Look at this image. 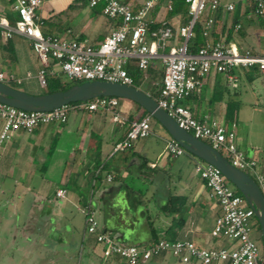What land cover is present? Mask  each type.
Wrapping results in <instances>:
<instances>
[{
	"label": "crops",
	"instance_id": "obj_1",
	"mask_svg": "<svg viewBox=\"0 0 264 264\" xmlns=\"http://www.w3.org/2000/svg\"><path fill=\"white\" fill-rule=\"evenodd\" d=\"M43 1L39 13L46 35L98 46L118 26L116 20L104 15L102 4L91 7L89 0ZM143 1L123 0L135 10ZM220 1L235 3L245 19L239 23L244 30L230 36L223 31L230 20L224 16L218 21L214 28L218 42L236 44L242 51L250 50L264 56V28L256 23V16L250 15L244 3L247 0ZM168 2L170 0H162L152 11L151 18L166 19L177 31L181 21L169 16ZM12 4L13 0H0V18L10 22L19 18ZM211 31L206 37H210ZM178 43L173 42L174 45ZM158 64L162 69V61L156 60L143 74L140 88L149 95L151 88L157 85ZM42 68V62L24 36L15 35L0 42V72L21 79L20 84H6L30 95L46 94V88L38 80ZM49 69L61 74L54 66ZM246 71L244 67L234 70L238 78L236 88L230 86L224 75L213 72L204 81L202 91L185 100L187 106L197 118L208 115L228 124L235 122L238 130L237 110L243 104L239 100L241 85H254L258 81L264 87V72L251 75L250 79ZM231 88L236 90L234 95L222 93ZM216 94L224 97L217 101ZM125 101L120 99L115 111L128 122L139 120L143 108L137 109L134 102ZM124 107L131 113L124 112ZM229 107L233 108V113ZM72 113V119L70 113L65 124L39 125L32 133L19 130L0 147V264H127L119 257L108 260L102 257L96 236L87 232L84 208L92 210L101 230L121 244L147 246L155 243L152 224L157 239L190 240L201 248L236 247L232 240L212 235L221 208L210 198L204 180L195 172L199 158L188 152L178 158L170 157L165 152L170 139L168 133L161 134L162 149H154L145 139L116 153L114 147L124 138L126 125L113 118L108 122L105 115L110 112L107 111ZM2 129L0 120V134ZM152 130L154 135L155 120ZM237 130L238 146L257 161L264 175V140L260 144L247 137L250 148H246V137ZM65 134L67 141H72L69 145L64 143ZM55 174H60L59 179ZM109 176L112 181H108ZM132 187L143 194L141 201L137 195H132ZM60 189L67 191L65 198L57 197ZM173 199L180 206L172 211L169 208ZM117 226L132 228L127 240L120 239L123 233H117ZM145 264L182 263L170 254H161Z\"/></svg>",
	"mask_w": 264,
	"mask_h": 264
},
{
	"label": "built area",
	"instance_id": "obj_2",
	"mask_svg": "<svg viewBox=\"0 0 264 264\" xmlns=\"http://www.w3.org/2000/svg\"><path fill=\"white\" fill-rule=\"evenodd\" d=\"M162 0H144L135 10L123 0H89L91 7L103 5L106 17L116 20L117 28L98 46L87 41L68 40L44 34L40 10L43 0H13L12 8L19 19L12 24L0 18V42L15 35L27 38L34 52L43 64L38 80L43 88L47 87V77L56 74L51 66L72 82L105 81L133 86L134 80L127 66L134 62L146 71L154 61L161 60L164 76L160 92L156 98L159 106L168 112L180 128L197 139L209 143L215 150L227 156L229 162L251 176L264 188V175L258 169L255 159L248 157L237 144L236 123H225L204 115L197 118L194 113L180 103L191 95L201 92L206 78L216 72L228 80L230 86H238L234 75L237 67L257 66L264 72V56L250 50L242 51L236 44L225 42L208 43L196 52L190 50V41L195 36V27L206 18L204 35L209 36L215 24V14L223 5L225 14L236 10L235 3L222 4L220 0H184L189 8L190 21L177 31L169 21L151 18L154 8ZM250 15L264 16V0L244 2ZM167 9L172 10V2ZM159 24L157 29L152 25ZM240 25L237 26V29ZM179 42L177 45L173 42ZM30 76V74L28 75ZM1 82L21 83V79L0 72ZM120 99L116 97H97L90 101L71 103L58 109L25 111L0 103V120L3 129L0 134V147L10 141L19 130L32 133L39 125L50 123L65 124L72 112L107 111L113 114L115 122L126 125V133L114 147V152L130 149L139 140L152 136L153 117L148 114L140 120L127 121L115 110ZM165 152L178 158L187 151L175 140L166 142ZM195 172L204 180L211 199L221 208L212 231L214 237H226L236 243L233 249L201 248L190 240L161 239L151 245H125L101 230L96 215L89 208L82 212L86 215L88 234L96 236L101 247L102 257L106 260L119 257L127 264H145L161 254H170L182 264H264L263 249L252 237L255 210L247 198L239 195L220 169L202 160L195 163ZM112 181V177H108ZM67 191L60 189L57 197L65 198Z\"/></svg>",
	"mask_w": 264,
	"mask_h": 264
},
{
	"label": "water",
	"instance_id": "obj_3",
	"mask_svg": "<svg viewBox=\"0 0 264 264\" xmlns=\"http://www.w3.org/2000/svg\"><path fill=\"white\" fill-rule=\"evenodd\" d=\"M97 97H116L138 104L154 120L161 124L169 136L188 153L221 170L232 186L238 190L255 210L260 225L262 249L264 252V192L259 184L246 172L234 167L229 160L209 143L197 139L180 128L175 120L162 109L156 100L141 88L120 83L91 81L76 84L66 91L30 95L0 81V103L25 110L48 112L64 105L85 102Z\"/></svg>",
	"mask_w": 264,
	"mask_h": 264
},
{
	"label": "trees",
	"instance_id": "obj_4",
	"mask_svg": "<svg viewBox=\"0 0 264 264\" xmlns=\"http://www.w3.org/2000/svg\"><path fill=\"white\" fill-rule=\"evenodd\" d=\"M172 2V10L169 12V16L173 17V18H178L181 21V26L182 25H186L189 23L190 21V15H189V8L188 5L185 3L184 0H171ZM224 4V3H222ZM224 16H226V19L230 20V25H228L227 27H223V31H226L228 33V35L230 36L233 33H237V32H241L244 30L243 27L237 29V26L239 25V23H241L243 21V19H245L244 17L240 16V12L239 9L237 8L234 12H232L231 14H225L224 10H223V5L220 8V10L215 14V24L213 26V29L211 31L210 37H206L204 36V24L206 21L207 17H204L203 20H201L200 22H198V24L195 27V36L194 38L190 41V50L192 52H196L199 48L205 46L206 44L212 42V43H217L218 42V38H216V32L214 29L216 24L218 23V21L223 20ZM19 18L13 19L11 22L12 24H14ZM255 21L257 24H259L262 28H264V16H256L255 17ZM171 25V24H170ZM160 25L156 24V25H152L151 28L157 29ZM172 26V25H171ZM45 34V33H44ZM156 71H155V76H156V81H157V85H154L151 88V92L150 95L153 98H156L160 92L161 89V82L163 80V76H164V66L162 69H160V64H158V66L156 67ZM127 70L129 72V74L132 76L134 83L133 86L140 88L141 87V81L143 79V74L145 71H142L141 69H139L134 62L130 63L127 66ZM246 73L248 74V76L250 77V79H252V76L254 75H259L260 74V69L257 66H253V67H247L246 68ZM252 75V76H251ZM60 76L59 75H50V79L47 83V87H46V93H55V92H60V91H66L67 89L71 88L72 86L76 85V84H82V82H72L69 81L68 83H62L60 81ZM181 105L189 108L186 104V101H182L180 103ZM230 108V113H233V108ZM147 112L143 109V116L139 117V120L144 118L145 116H147ZM154 121V119H153ZM170 137V136H169ZM170 139H172L170 137ZM130 191H132V195H137L138 199L141 201V197L143 196V194L140 193L139 190H136L134 187H132V190L130 189ZM237 193L239 195H242L238 190H236ZM136 196V197H137ZM176 199L171 200L170 203V210H175L176 207H179V204H176ZM178 205V206H177ZM256 221L258 222V220L256 219ZM151 229L152 232L154 234V237L156 238L155 242L161 240V239H157L156 236V230L154 228V226L151 224ZM118 228V229H117ZM117 233H123L122 237L120 239L122 240H127L129 235H128V231L130 233H132V228L129 227H123V226H117L116 229ZM263 258H264V252H263Z\"/></svg>",
	"mask_w": 264,
	"mask_h": 264
},
{
	"label": "rangeland",
	"instance_id": "obj_5",
	"mask_svg": "<svg viewBox=\"0 0 264 264\" xmlns=\"http://www.w3.org/2000/svg\"><path fill=\"white\" fill-rule=\"evenodd\" d=\"M238 1V0H237ZM59 75L60 81L62 83H68L69 80L63 74H55ZM54 76V75H53ZM50 79V75L47 77ZM47 90L45 89L44 92ZM236 92L234 89H230V91H223L222 93L233 94ZM204 97L206 96V90L204 91ZM223 94H216L217 101L223 98ZM239 100L243 102L241 108H238L237 117H239L240 127L238 128V134L243 133V136L246 137V141L244 142V147L250 148L249 142L247 141V137L255 140V142L259 141L260 144H263L264 140V87H262L261 82L256 81L254 85L244 83L241 85L239 91ZM122 102H126L125 99H121ZM135 107L138 109L140 106L136 103ZM252 104V105H251ZM126 113H131V110L126 107L123 109ZM101 112V111H99ZM87 113V112H86ZM86 115L85 113H82ZM101 114V113H99ZM73 113H71L72 119ZM87 117V115L85 116ZM105 118L108 122L113 118V115L110 113H106ZM156 131L155 134L147 139V141L153 145L154 149H162L163 140L162 133H167L166 130L155 120ZM67 135H64V143L65 145H69L72 141H67ZM61 145V144H60ZM56 178L59 179L60 174H55ZM252 237L255 241H257L262 247V237L260 232L259 223L255 220V227L253 228Z\"/></svg>",
	"mask_w": 264,
	"mask_h": 264
}]
</instances>
